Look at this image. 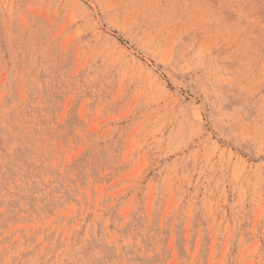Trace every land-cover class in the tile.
<instances>
[{"label":"rangeland","instance_id":"obj_1","mask_svg":"<svg viewBox=\"0 0 264 264\" xmlns=\"http://www.w3.org/2000/svg\"><path fill=\"white\" fill-rule=\"evenodd\" d=\"M0 264H264V0H0Z\"/></svg>","mask_w":264,"mask_h":264}]
</instances>
